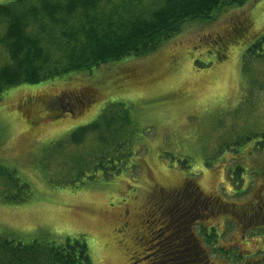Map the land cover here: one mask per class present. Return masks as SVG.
Masks as SVG:
<instances>
[{
  "label": "rangeland",
  "instance_id": "rangeland-1",
  "mask_svg": "<svg viewBox=\"0 0 264 264\" xmlns=\"http://www.w3.org/2000/svg\"><path fill=\"white\" fill-rule=\"evenodd\" d=\"M262 35L264 0H248L206 21L184 24L146 56L5 90L0 97V164L14 170L32 196L26 202L5 201L16 194L0 184V233L22 242L83 236L92 264H149L163 225L160 193L182 188L189 177L201 193L220 203L219 198L247 202L259 184L251 173L264 168V154L251 144L239 154L229 150L245 129L264 130V94L251 84L255 79L264 86V64L241 70L243 52ZM5 59L0 47V64ZM83 90L88 94L79 98L83 106L68 114L69 98ZM102 112L129 119L122 121L125 131L109 140L126 141L128 165L110 177L86 173L78 188L48 186L38 161L65 137L63 151L53 157L57 166L63 154L77 150L67 136L89 123L102 129ZM96 137L90 133L78 150L93 152ZM241 158L248 185L235 195L229 175ZM148 214L156 217L151 224ZM218 216L200 223L222 234L223 247L261 257L263 232L252 236ZM212 256L214 264H228Z\"/></svg>",
  "mask_w": 264,
  "mask_h": 264
},
{
  "label": "trees",
  "instance_id": "trees-1",
  "mask_svg": "<svg viewBox=\"0 0 264 264\" xmlns=\"http://www.w3.org/2000/svg\"><path fill=\"white\" fill-rule=\"evenodd\" d=\"M246 1L11 0L1 3L0 47L5 51L6 59L0 64V97L11 87L38 84L72 74H89L102 65L129 57L146 56L163 41L174 37L184 24L206 21L216 12L241 6ZM252 63L256 67L264 64V35L257 37L243 52L241 70L244 72ZM251 84L257 92L264 94V86L259 82L253 79ZM109 108L116 107L110 105ZM103 112L101 116L106 122L102 129L89 123L74 129L67 136L69 142L78 147L63 154V160L57 166L53 157L56 152L63 151L61 147L65 137L59 139L58 144L38 161V170L48 186L78 188L86 173L90 177L99 172L104 177H110L128 165L126 141L121 138L112 144L109 140L115 135L118 137L117 131H125L122 121L126 124L129 119L124 113L120 119L116 114L112 118L105 117L108 113ZM90 133L97 136L96 143L91 147L93 152L88 150L85 154L81 153L79 146ZM248 144H251L253 151L264 154V130L245 129L244 137L231 143L229 152L239 154L241 148ZM124 160L126 163H123ZM242 161V158L237 159L230 169L229 179L234 181L232 187L235 195L243 192L248 185L245 182L247 168ZM257 170L258 173H251L258 179L257 189L254 191L253 187L254 192L243 203L225 202L218 197L220 203L217 198L201 193L195 181L189 177L185 178L182 188L160 193V216L164 222L161 227L165 233L162 238L170 235L169 239L162 240L164 250H168L162 264H183L185 260L193 259L191 255L195 251L191 248L196 243L204 251L202 264H207L212 255H218L228 264H264V248L259 250L262 254L260 258H253V254L242 256L235 249L222 246V234L214 226L207 228L200 223L207 217L217 218L219 215L237 229L252 231V236H257L258 232L264 233V168ZM0 184L3 190L17 196L5 198V201L26 202L32 196L30 186L21 181L14 170L1 164ZM192 239L195 244L190 242ZM182 242L192 244L182 245ZM0 264L92 262L83 236L66 238L64 242H22L0 233Z\"/></svg>",
  "mask_w": 264,
  "mask_h": 264
},
{
  "label": "flooded vegetation",
  "instance_id": "flooded-vegetation-1",
  "mask_svg": "<svg viewBox=\"0 0 264 264\" xmlns=\"http://www.w3.org/2000/svg\"><path fill=\"white\" fill-rule=\"evenodd\" d=\"M86 91L87 90H83V91H78L77 93H75V95L71 96L72 97V101H71V97L69 98L70 99V103H69V108H68V111H67L68 114H73L74 109H77L78 107H82L83 106V102L81 100H79V98L80 97H86V96H88V94L86 93ZM53 101L54 102L51 103V106L55 103V100L54 99H53ZM89 102H90V100H89ZM147 216L149 217V219L148 218H145V219H147V221L149 223H150V220H154L156 218L152 214H148ZM158 216H160V215H158ZM159 220H162V219L159 218ZM161 235H163V236H161ZM164 235H165V233L163 232V227H160V231L157 234V237L159 236L157 238V243L154 244V245H152V247L154 248V252H152V260H151V263H149V264H162L163 263L162 262L163 261V258L166 257V253L168 252V250L167 249L164 250V245H162V240L163 239H166L167 240V239H169V236H170L169 235V236H167L165 238H162V237H164ZM168 242L170 243V240ZM190 242L194 243V240L192 239ZM190 242H186V243L185 242H182V245L184 243L185 244H188V245L192 244ZM191 249L193 251H195L193 253V255H191V256H193V259H191V260H185L183 264H202L203 258H204V257H202V255H203L204 251L203 250H200L199 244L196 243L195 245L192 246ZM182 258H183V256H182ZM205 258H207V255L205 256ZM207 264H214V263L212 262V260H207Z\"/></svg>",
  "mask_w": 264,
  "mask_h": 264
}]
</instances>
